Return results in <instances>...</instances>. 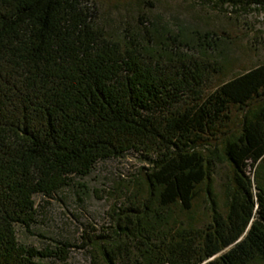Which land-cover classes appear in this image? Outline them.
<instances>
[{
	"label": "trees",
	"instance_id": "trees-1",
	"mask_svg": "<svg viewBox=\"0 0 264 264\" xmlns=\"http://www.w3.org/2000/svg\"><path fill=\"white\" fill-rule=\"evenodd\" d=\"M203 37L195 50L177 33L165 45L114 37L93 0H0V264H70L72 247L91 264H264V61L222 80L217 37ZM129 151L148 165L100 229L42 249L18 243L35 195ZM221 160L224 211L212 206L200 225L177 220Z\"/></svg>",
	"mask_w": 264,
	"mask_h": 264
},
{
	"label": "rangeland",
	"instance_id": "rangeland-1",
	"mask_svg": "<svg viewBox=\"0 0 264 264\" xmlns=\"http://www.w3.org/2000/svg\"><path fill=\"white\" fill-rule=\"evenodd\" d=\"M93 3L99 25L114 37L149 38L165 45L177 33L183 49L195 50L205 46L204 33H212L217 37L213 55L222 68L219 75L222 80L264 61L263 7H218L200 0H93ZM147 165L146 156L125 152L97 161L85 176L72 175L69 185L50 195H35V221L30 232L15 226L18 243L37 249L63 241L77 243L82 232L100 229L107 222L109 208L121 200L120 190ZM229 176L230 167L221 160L210 175L207 190L199 194L192 209L178 208L175 218L185 225H200L208 220L212 206L224 211ZM68 261L91 264L87 252L76 247L70 248Z\"/></svg>",
	"mask_w": 264,
	"mask_h": 264
}]
</instances>
